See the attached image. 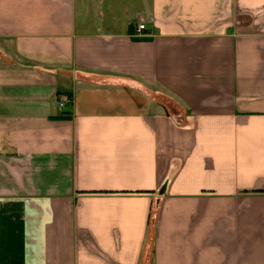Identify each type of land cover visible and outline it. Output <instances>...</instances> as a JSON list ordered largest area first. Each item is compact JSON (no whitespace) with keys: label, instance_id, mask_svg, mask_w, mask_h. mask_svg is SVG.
Wrapping results in <instances>:
<instances>
[{"label":"crops","instance_id":"1","mask_svg":"<svg viewBox=\"0 0 264 264\" xmlns=\"http://www.w3.org/2000/svg\"><path fill=\"white\" fill-rule=\"evenodd\" d=\"M0 264H264V0H0Z\"/></svg>","mask_w":264,"mask_h":264},{"label":"built area","instance_id":"2","mask_svg":"<svg viewBox=\"0 0 264 264\" xmlns=\"http://www.w3.org/2000/svg\"><path fill=\"white\" fill-rule=\"evenodd\" d=\"M145 29H146V25L145 24H139V26H138V30L139 31H143ZM60 106L63 107L64 103H60Z\"/></svg>","mask_w":264,"mask_h":264}]
</instances>
